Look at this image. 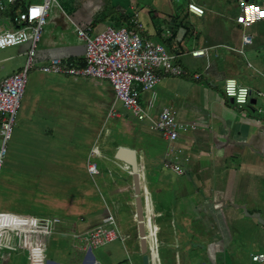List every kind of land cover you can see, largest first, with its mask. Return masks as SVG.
Listing matches in <instances>:
<instances>
[{
	"label": "crops",
	"instance_id": "obj_1",
	"mask_svg": "<svg viewBox=\"0 0 264 264\" xmlns=\"http://www.w3.org/2000/svg\"><path fill=\"white\" fill-rule=\"evenodd\" d=\"M123 2L113 0L112 6H129L127 13L144 24L143 34L163 42L182 66L181 75L157 69L159 83L139 93L151 117L166 107L172 110L180 136L172 142L151 120L141 121L126 110L107 79L47 75L21 117L26 126L21 145L26 163L34 165L28 172L65 190L49 200L56 215L0 211V264H180L183 255L208 264H244L246 257L249 264H264L252 259L264 252V98L254 96L250 106L240 108L224 93L229 77L264 92V20L244 27L236 21L239 10L230 20L214 15L221 0L199 2L206 7L204 16L189 13L186 0L184 8L162 18L143 12L146 7L136 6L135 12L130 0ZM82 3L88 9L84 14L68 12L60 3L54 8L37 50L40 67L54 56L83 64L85 46L76 36L77 25L90 26L101 0ZM192 16L202 21L201 30ZM159 19L164 26L156 24ZM12 27L9 11L1 13L0 32ZM168 27L174 36L165 38ZM244 34H252V44H242ZM196 37L184 49V42ZM28 47L0 50V82L23 68ZM199 48L206 53L192 55ZM112 108L122 116L109 119ZM120 150L129 158L120 157ZM91 163L99 173L90 172ZM111 215L123 237L103 247L80 248L73 233L105 223ZM53 217L61 223L49 233L43 224Z\"/></svg>",
	"mask_w": 264,
	"mask_h": 264
},
{
	"label": "built area",
	"instance_id": "obj_2",
	"mask_svg": "<svg viewBox=\"0 0 264 264\" xmlns=\"http://www.w3.org/2000/svg\"><path fill=\"white\" fill-rule=\"evenodd\" d=\"M19 1L21 0H0V14L9 11L13 23L12 28L0 32V50L11 46L29 44L23 68L8 75L0 82V135L2 136L0 173L7 143L12 137L16 116L26 91L29 71L38 64L37 50L42 40L44 28L49 23L54 8L60 5L58 0H29L27 2L24 0L22 6L17 10V14L13 16L11 15V8ZM187 9L189 13L197 16L206 14V7L195 0H188ZM34 10H38V15H32ZM262 13H264V8L259 3L240 0L236 21L245 27L264 20ZM143 31L144 24L136 18L131 20V24L120 27L107 24L103 30L98 32L91 26L81 27L77 25L76 36L79 42L85 46L83 64L54 56L43 62L40 69L52 74L60 73L109 80L114 88L116 98L126 110L133 113L141 121L151 120L153 126L164 137L173 142L180 136L179 122L175 114L169 107H166L156 118L151 117L140 103L139 93L140 90H152L159 83L161 73L181 75L183 69L176 62V56L168 50L163 42L146 37ZM162 36L165 38L174 36V30L168 27L162 32ZM252 43V34L242 36L243 45ZM225 46L238 53H245L242 47L238 48L227 44ZM206 51L205 48L194 49L192 55L201 56ZM157 69H161L162 72L158 73ZM199 77L200 75L196 74V78ZM224 93L227 97L232 98L240 108L250 106L254 96L264 98L263 91H254L251 87L242 85L234 77L226 79ZM122 114L121 110L112 108L108 113V118L120 117ZM96 151L97 147L95 146L94 152ZM166 165L173 167L172 162H167ZM89 170L92 174L100 172L95 163L89 164ZM60 223L59 217H53L43 224V228L52 233L57 230ZM3 236L4 231L0 227V243ZM121 237H123L122 230L112 215L111 219L105 223L82 232L73 233V238L79 241L78 246L82 249L103 247ZM252 259L258 262L264 261V252L253 254Z\"/></svg>",
	"mask_w": 264,
	"mask_h": 264
},
{
	"label": "rangeland",
	"instance_id": "obj_3",
	"mask_svg": "<svg viewBox=\"0 0 264 264\" xmlns=\"http://www.w3.org/2000/svg\"><path fill=\"white\" fill-rule=\"evenodd\" d=\"M25 1L27 2L29 0ZM58 1L64 8L67 9L68 12L72 9L79 10L81 14H84L88 11L87 7L85 8L82 5V2L85 0ZM123 1L127 0H120L121 3H124ZM196 1L198 3H201L205 0ZM239 1L240 0H221V2H218L217 5L215 4V10H213V14L215 15V12H217V14H219L220 16L223 15L222 17H224V19L230 20V17L236 15L239 10ZM185 2L186 0H130V3H132L131 5H134L135 8L133 11L136 12V6H140L139 8L146 7V10L143 12L148 13L147 10H151L152 13H157L160 18H162L166 13H172L179 8H184ZM112 3L113 0H101V3H98L100 9L95 14L94 19L91 20V24H89L96 30V32L103 30L107 24H110V21L113 17H117L119 15L120 11L113 10ZM260 5L262 8H264V4ZM126 7L127 8H125V6H122L118 7V9L126 14L129 6ZM191 19V23L197 28V30H201L203 27L202 21L196 16H192ZM156 24L158 26H164L162 19L157 20ZM197 39L198 38L196 37L195 39H189L190 42L185 41L183 44L184 49H189V47H192L194 40ZM214 41L217 42L218 40L215 39ZM15 47L16 46H11L7 47L6 49ZM49 74L51 75V73H44L40 69V64H37L29 71L28 83L24 94L25 96L22 98L21 107L16 116V123L14 125L12 137L7 143L6 154L4 156L3 166L0 173V211H15L18 213L35 214L42 216L56 215V210L50 207L49 200H54L53 197H56V193L61 195L64 188H60L57 185L50 184L49 178L38 180V178L34 177L30 172H28L27 169L29 168L32 170L34 168V165L30 163H28V165L26 163L27 157L25 155L27 154V152L25 147L21 145L26 133V126L25 124L23 126L21 117L23 118V116L26 114L27 108L33 101L32 94L35 91H38L39 88H41V85L47 78L46 76ZM109 119L113 120V118ZM1 145L2 136L0 135V147ZM100 168L104 170L102 164H100ZM99 176L100 175L96 177L98 180L100 178ZM71 183L73 184L72 180ZM247 254L249 255V253ZM202 261L208 264V260L206 259H186L185 255H183L180 264H200ZM242 261L244 264H249L248 257L242 259Z\"/></svg>",
	"mask_w": 264,
	"mask_h": 264
},
{
	"label": "trees",
	"instance_id": "obj_4",
	"mask_svg": "<svg viewBox=\"0 0 264 264\" xmlns=\"http://www.w3.org/2000/svg\"><path fill=\"white\" fill-rule=\"evenodd\" d=\"M23 3H24V0H21L17 3H15L13 5V7L11 8V15L15 16L17 14V10H19V8L22 6ZM112 8H113V10L120 11V13L117 17L112 18V20L110 21V24H112L116 27L131 24V20L133 19V17H132V15H130V13L125 14L121 10L117 9L115 6L114 7L112 6Z\"/></svg>",
	"mask_w": 264,
	"mask_h": 264
},
{
	"label": "water",
	"instance_id": "obj_5",
	"mask_svg": "<svg viewBox=\"0 0 264 264\" xmlns=\"http://www.w3.org/2000/svg\"><path fill=\"white\" fill-rule=\"evenodd\" d=\"M249 1V0H248ZM251 2H256V3H258V0H250ZM125 153H124V151L123 150H120V152H119V156L120 157H122V158H129V156L127 155H124ZM128 154V153H127ZM132 157L130 158V161L132 162V164L134 165V169L135 170H137L138 169V167H137V163H136V161H135V159H134V157H133V155H131ZM139 218H140V220L141 221H143L144 220V212H143V210H142V205L140 206V210H139ZM140 229H141V234H142V236H143V241H142V244H143V249H144V251H146L147 250V246H148V242H147V239H146V237H145V235H146V232H145V229H146V227H145V225L143 224V223H141V225H140Z\"/></svg>",
	"mask_w": 264,
	"mask_h": 264
},
{
	"label": "snow or ice",
	"instance_id": "obj_6",
	"mask_svg": "<svg viewBox=\"0 0 264 264\" xmlns=\"http://www.w3.org/2000/svg\"><path fill=\"white\" fill-rule=\"evenodd\" d=\"M33 16L38 15V10H34L32 13ZM262 15H264V13H262Z\"/></svg>",
	"mask_w": 264,
	"mask_h": 264
},
{
	"label": "clouds",
	"instance_id": "obj_7",
	"mask_svg": "<svg viewBox=\"0 0 264 264\" xmlns=\"http://www.w3.org/2000/svg\"><path fill=\"white\" fill-rule=\"evenodd\" d=\"M241 99H242V97H241Z\"/></svg>",
	"mask_w": 264,
	"mask_h": 264
}]
</instances>
